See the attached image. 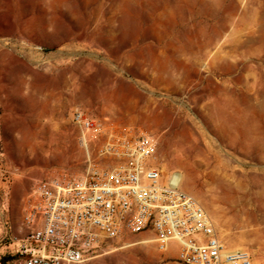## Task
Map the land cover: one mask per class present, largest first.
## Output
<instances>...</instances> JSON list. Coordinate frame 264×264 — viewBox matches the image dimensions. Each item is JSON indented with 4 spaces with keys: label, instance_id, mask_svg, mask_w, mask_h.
<instances>
[{
    "label": "rangeland",
    "instance_id": "rangeland-1",
    "mask_svg": "<svg viewBox=\"0 0 264 264\" xmlns=\"http://www.w3.org/2000/svg\"><path fill=\"white\" fill-rule=\"evenodd\" d=\"M77 108L153 135L165 177L189 179L227 247L264 264V0H0V264L23 260L38 182L105 164ZM34 126L52 131L44 155L20 150ZM109 246L85 264H181L152 232Z\"/></svg>",
    "mask_w": 264,
    "mask_h": 264
},
{
    "label": "built area",
    "instance_id": "built-area-1",
    "mask_svg": "<svg viewBox=\"0 0 264 264\" xmlns=\"http://www.w3.org/2000/svg\"><path fill=\"white\" fill-rule=\"evenodd\" d=\"M72 122L85 146L103 140L97 155L105 164L90 161L83 177L35 185L18 240L20 264H85L108 253L111 241L145 232L181 264H253L248 250L227 247L195 196L165 177L153 135L133 127L119 132L78 108Z\"/></svg>",
    "mask_w": 264,
    "mask_h": 264
},
{
    "label": "bare ground",
    "instance_id": "bare-ground-1",
    "mask_svg": "<svg viewBox=\"0 0 264 264\" xmlns=\"http://www.w3.org/2000/svg\"><path fill=\"white\" fill-rule=\"evenodd\" d=\"M46 114H49V112L45 110L40 112L39 115L45 116ZM23 134V138L19 141V147L23 153H29L30 155H44L48 148H52V146H54L55 140L51 136L53 135L51 129H49V131L38 130V126H34V130L24 131ZM169 179L171 184L178 188L183 186L187 188L189 185V179H185L181 173H174L169 177ZM213 217V220L217 219L214 222L218 225L219 219L215 215ZM150 242H153V238H145V240L141 241V244L146 245Z\"/></svg>",
    "mask_w": 264,
    "mask_h": 264
},
{
    "label": "trees",
    "instance_id": "trees-1",
    "mask_svg": "<svg viewBox=\"0 0 264 264\" xmlns=\"http://www.w3.org/2000/svg\"><path fill=\"white\" fill-rule=\"evenodd\" d=\"M10 260H14V259H11V258H8V257H4L2 259V263L1 264H7Z\"/></svg>",
    "mask_w": 264,
    "mask_h": 264
},
{
    "label": "crops",
    "instance_id": "crops-1",
    "mask_svg": "<svg viewBox=\"0 0 264 264\" xmlns=\"http://www.w3.org/2000/svg\"><path fill=\"white\" fill-rule=\"evenodd\" d=\"M8 263H10V262H8Z\"/></svg>",
    "mask_w": 264,
    "mask_h": 264
}]
</instances>
